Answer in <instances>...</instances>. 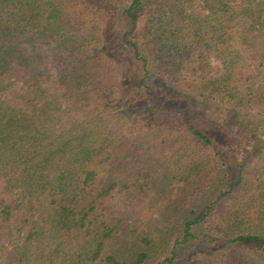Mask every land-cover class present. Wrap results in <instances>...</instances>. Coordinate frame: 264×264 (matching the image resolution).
<instances>
[{
	"label": "trees",
	"instance_id": "16d2710c",
	"mask_svg": "<svg viewBox=\"0 0 264 264\" xmlns=\"http://www.w3.org/2000/svg\"><path fill=\"white\" fill-rule=\"evenodd\" d=\"M0 264H264V0H0Z\"/></svg>",
	"mask_w": 264,
	"mask_h": 264
},
{
	"label": "rangeland",
	"instance_id": "374dc122",
	"mask_svg": "<svg viewBox=\"0 0 264 264\" xmlns=\"http://www.w3.org/2000/svg\"><path fill=\"white\" fill-rule=\"evenodd\" d=\"M218 63L217 62H212V67H213V69H212V71H210V73L208 74V77H210V78H213V77H217V76H220V74L223 72V69L221 68V65H217ZM216 66V67H215ZM223 142V141H222ZM224 150H225V152L226 153H228V150H227V148H226V146H224ZM150 157V156H149ZM234 166H232V168H233ZM234 169V168H233ZM184 185V183L183 182H176V183H174L173 184V187H174V190H173V192L174 193H176V194H178V195H180V196H182V195H184V193H183V191L182 190H180L178 187H182ZM190 188H196L195 186H193V187H189L188 189H190ZM193 190V189H192ZM180 204V203H179ZM161 222H165V220H163V219H161Z\"/></svg>",
	"mask_w": 264,
	"mask_h": 264
}]
</instances>
